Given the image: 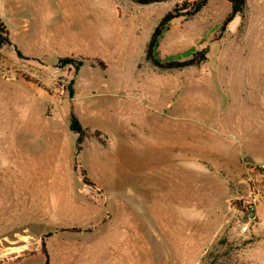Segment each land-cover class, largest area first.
Masks as SVG:
<instances>
[{"label":"rangeland","instance_id":"obj_1","mask_svg":"<svg viewBox=\"0 0 264 264\" xmlns=\"http://www.w3.org/2000/svg\"><path fill=\"white\" fill-rule=\"evenodd\" d=\"M196 1L0 0V264H264V0L225 29L227 0L174 19L156 58L207 60L153 65L156 26ZM159 90L174 94L160 108ZM124 106L143 142L117 123ZM184 114L206 136L181 137Z\"/></svg>","mask_w":264,"mask_h":264},{"label":"trees","instance_id":"obj_2","mask_svg":"<svg viewBox=\"0 0 264 264\" xmlns=\"http://www.w3.org/2000/svg\"><path fill=\"white\" fill-rule=\"evenodd\" d=\"M133 2L139 3V4H151L154 2H162L166 0H131ZM231 4V11L226 17L224 23H223V29L226 28V26L234 21V19L244 10L246 5V0H227ZM208 0H199L194 3V9L189 13H183L182 9H179V6H177L175 9L167 12L164 17L161 19L159 24L156 26L152 37L148 43L147 50H146V59L151 61L153 65L164 69V70H174V69H181L186 67H193V66H199L207 60V48H204L200 51H196L193 56L187 60H175V61H168V62H162L155 56V51L158 46L159 38L163 34V32L168 28L169 24L176 18H179L181 16H192L197 14L206 4ZM11 44L12 41L7 36V27L4 21L0 17V45L2 44ZM16 52L18 56L22 58H28L26 55L23 54V52L15 46ZM66 63H74L75 60L72 58H64L62 59ZM71 128L75 132L78 133L77 138V150H81V146L84 142V136H85V129L83 128L81 122L79 121L78 117L71 112ZM245 209H243L244 211ZM45 245V244H44ZM44 252L46 253V250L44 248Z\"/></svg>","mask_w":264,"mask_h":264},{"label":"bare ground","instance_id":"obj_3","mask_svg":"<svg viewBox=\"0 0 264 264\" xmlns=\"http://www.w3.org/2000/svg\"><path fill=\"white\" fill-rule=\"evenodd\" d=\"M167 85V84H166ZM169 86V85H168ZM162 88V87H161ZM165 88V87H164ZM168 88V87H167ZM167 88H165V89H167ZM171 88H172V86H171ZM165 91V90H164ZM170 91V90H169ZM166 93V92H165ZM176 93V92H175ZM170 94H171V92H170ZM166 95V94H165ZM174 95V94H173ZM172 95V96H173ZM171 95H167V96H164L163 94H160V90H159V92H158V95H157V97H156V101L154 102V104H156L157 106H159V108H160V106H163V104L165 105L166 103V101H167V99L169 100L171 97H172ZM186 99H188V98H186ZM193 100V99H192ZM197 100V99H196ZM171 101V100H170ZM173 101V100H172ZM176 101V100H175ZM193 102V101H192ZM197 103V102H196ZM152 104V103H151ZM150 104V105H151ZM186 104H187V102H186ZM125 105V104H124ZM174 105H175V102H172L171 103V106H170V113H169V115H168V117H167V119H165V121L167 122V125L169 126V125H173V123H174V120H176V121H178V120H181L182 119V116H180L179 115V117H180V119L177 117V115H176V117L174 118V112L172 111L174 108ZM208 105V104H207ZM127 106V105H126ZM154 106V105H153ZM166 106V105H165ZM191 106H192V104H191ZM188 107V106H187ZM141 108V107H140ZM156 108V107H155ZM161 108H163V107H161ZM173 108V109H172ZM191 108V107H190ZM126 109V107L124 106L123 108H122V111L120 112V110H118V111H116L117 112V115H118V117H116L117 119H116V121H117V123H119L120 125H121V127L123 128V129H125L124 130V132L127 134V135H129V136H131L132 138H135L136 140H138V141H141V142H143L145 139H146V135H147V133H148V131H149V127H148V125L146 124V122L145 121H138L137 119H132V118H129V119H125V118H123V120L124 121H122V122H120L119 120H120V118H119V115H121L123 112H124V110ZM187 109V108H186ZM147 110V109H146ZM187 110H189V109H187ZM162 111V110H161ZM174 111H176V110H174ZM126 112V111H125ZM146 112V111H145ZM191 112V111H190ZM155 114V113H154ZM156 115V114H155ZM146 117V116H145ZM153 118H154V116H152ZM183 117H184V119L186 120V122H185V127H184V131L181 133V137H188V138H191V139H193V138H197V137H203V136H206V135H204L203 134V130H204V126L203 125H201V127H198V128H200V130H201V133L199 132V133H192V132H190V131H188V129H190V127H189V125H190V123L192 122V120H191V117H193L191 114H189L188 116L187 115H183ZM166 118V117H165ZM188 118V119H187ZM149 119V118H148ZM162 119V118H161ZM153 121V120H152ZM155 121H156V123L154 124V122H153V124L155 125V128L156 129H158V131H157V134H156V137L158 138V140H162L163 138H164V136H163V134L164 133H162V131H163V129L161 128V125H160V123H161V121L158 119V118H156L155 119ZM148 122V121H147ZM152 123V122H151ZM177 124H178V122L177 123H175V126H177ZM160 125V126H159ZM179 125V124H178ZM180 126V125H179ZM167 127V126H166ZM196 127V126H195ZM166 130V129H165ZM164 130V131H165ZM191 130V129H190ZM196 130V129H195ZM166 131H168V129L166 130ZM172 131V130H171ZM169 132V131H168ZM206 133V132H205ZM167 134V133H166ZM176 135V134H175ZM175 135H174V137H175ZM151 136H154V135H151ZM170 136V135H169ZM173 137V136H172ZM172 137L170 138V140H171V142L173 141L172 140ZM149 138H150V136H149ZM156 138V139H157ZM169 138V137H168ZM168 138H167V140H168ZM178 138V137H177ZM2 139V138H1ZM153 139H155V137L153 138ZM175 139V138H174ZM162 141H165V140H162ZM177 141H178V139H177ZM157 142V141H156ZM170 142V141H169ZM176 142V141H175ZM160 143V142H159ZM168 143V142H167ZM178 143V142H177ZM175 146V145H174ZM171 149H172V146L170 147ZM164 171V170H163ZM156 189H158V188H156ZM33 191V190H32ZM15 213V212H14Z\"/></svg>","mask_w":264,"mask_h":264},{"label":"built area","instance_id":"obj_4","mask_svg":"<svg viewBox=\"0 0 264 264\" xmlns=\"http://www.w3.org/2000/svg\"><path fill=\"white\" fill-rule=\"evenodd\" d=\"M254 204H256V201L254 203H249V205H245L244 211H243V217L246 219L240 226V231L242 233H246L250 230L251 225L256 224L257 222V215L254 211Z\"/></svg>","mask_w":264,"mask_h":264},{"label":"crops","instance_id":"obj_5","mask_svg":"<svg viewBox=\"0 0 264 264\" xmlns=\"http://www.w3.org/2000/svg\"><path fill=\"white\" fill-rule=\"evenodd\" d=\"M6 2V1H5Z\"/></svg>","mask_w":264,"mask_h":264}]
</instances>
